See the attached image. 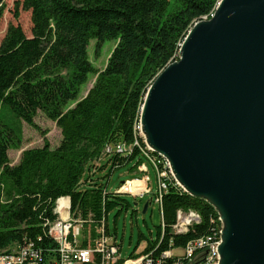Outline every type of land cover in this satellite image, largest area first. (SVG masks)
<instances>
[{
	"label": "trees",
	"instance_id": "obj_1",
	"mask_svg": "<svg viewBox=\"0 0 264 264\" xmlns=\"http://www.w3.org/2000/svg\"><path fill=\"white\" fill-rule=\"evenodd\" d=\"M219 1L17 2L15 17L20 6L31 11L32 28L28 36L20 24L10 23L0 43V253L25 240L55 247L45 223L56 218L55 202L62 196L70 197L72 211L83 219L91 215L93 231L117 205L129 206L122 193L109 192L99 181L100 171L110 166L112 172L129 162H134L132 170L137 169L148 156H158L147 148L139 130L145 94L159 73L177 60L193 25L210 17ZM4 9L1 5L0 21ZM93 39L97 48L106 40L117 41L100 70L89 55ZM92 75L96 76L92 87L81 96ZM5 107L16 120L38 130L35 118L42 112L60 128V143L52 147L43 132V145L23 150L19 162L12 164L9 151L21 148L22 134L2 118ZM120 144L125 152L117 150ZM165 181L162 223L156 239L142 252L154 258L170 249H184L199 237L219 236L223 228L210 202L190 195L169 171ZM179 210L197 212L200 222L175 233ZM202 253L196 252L195 262ZM178 258L193 264L184 255L168 260Z\"/></svg>",
	"mask_w": 264,
	"mask_h": 264
},
{
	"label": "water",
	"instance_id": "obj_2",
	"mask_svg": "<svg viewBox=\"0 0 264 264\" xmlns=\"http://www.w3.org/2000/svg\"><path fill=\"white\" fill-rule=\"evenodd\" d=\"M179 55L145 94V142L218 211V264H264V0H220Z\"/></svg>",
	"mask_w": 264,
	"mask_h": 264
},
{
	"label": "rangeland",
	"instance_id": "obj_3",
	"mask_svg": "<svg viewBox=\"0 0 264 264\" xmlns=\"http://www.w3.org/2000/svg\"><path fill=\"white\" fill-rule=\"evenodd\" d=\"M19 1L21 0H0V6L4 5L5 8L0 21V43L10 23L20 24L26 34L31 36V11L24 10L20 6L19 17H15L17 2ZM116 44V40H106L100 48H97V40H91L88 50L90 59L95 67L99 70L105 67ZM179 57L178 53L177 60ZM95 78L96 76L94 75L89 77L88 82L82 87L81 96H84L88 89L92 87ZM1 116L5 120L12 122L22 134L21 148L9 151L12 164L19 162L23 150L43 145L45 139L43 132H47L46 138L50 141L52 147H56L62 139L60 128L42 112H39L35 118L41 130L31 127L24 121L16 120L8 107L1 109ZM139 130L141 136L144 138L140 128ZM147 148L149 149L148 145ZM133 165L134 162H129L119 168H115L112 172H110V166H108L103 171H100L99 174L101 177L99 181L106 183L108 191L113 193L119 192L121 187L133 182V180L138 184L143 179L149 185V192H144L143 196H141V192L135 194L122 193L121 196L129 201V206L122 207V205H117L108 213L109 233L116 243L121 246V258L123 260H128L142 254L148 243L156 239L157 227L162 223L161 205L156 201V193L159 186L156 169L148 159H144V163L137 169L132 170ZM162 169L165 170L164 167ZM169 172L173 176L170 168ZM106 174L110 175L105 176ZM147 201L150 202L149 207L146 212H143ZM183 252V248L174 249L175 255L180 256Z\"/></svg>",
	"mask_w": 264,
	"mask_h": 264
},
{
	"label": "built area",
	"instance_id": "obj_4",
	"mask_svg": "<svg viewBox=\"0 0 264 264\" xmlns=\"http://www.w3.org/2000/svg\"><path fill=\"white\" fill-rule=\"evenodd\" d=\"M126 149L123 144L117 147L119 152H125ZM149 160L157 172L159 186L156 201L161 204L163 193L167 188L165 181L167 177H165L164 170L160 168L161 160H152L150 157ZM144 192H149L147 182L145 189L140 193L141 196L144 195ZM90 216L83 219L79 214L74 213L72 205H69L68 211L63 213L56 234H48L56 243L55 247L43 248L33 240H25L23 243L15 244L10 249L1 252L0 264H184L180 258L173 261L168 260V258L175 257L173 249L165 251L160 258L142 253L138 257L123 260L121 246L107 233V231L109 232L108 217L93 231L89 225L91 223ZM200 219V215L195 211L179 210L173 231L184 233L194 223L200 222ZM38 240L41 238L39 237ZM220 243L221 235H212L210 243L207 244H200L199 237L187 244L182 255L190 258L193 264H218ZM197 251H203V253L198 254L201 258L195 262Z\"/></svg>",
	"mask_w": 264,
	"mask_h": 264
},
{
	"label": "bare ground",
	"instance_id": "obj_5",
	"mask_svg": "<svg viewBox=\"0 0 264 264\" xmlns=\"http://www.w3.org/2000/svg\"><path fill=\"white\" fill-rule=\"evenodd\" d=\"M213 14L214 13H212L211 16ZM210 17H208V18H210ZM208 18H205V19H208ZM139 128H140V126H139ZM108 150H110V148H108ZM146 154L149 155L148 153H146ZM148 157H150V159H152V160H161V164L166 170L164 172L165 177H167L168 176V171H169V168H170V164H169L168 160L161 154H158V156H154V157L153 156L152 157L148 156ZM145 186H146L145 180L142 179V181L138 182V184L133 180V182H130L129 184L121 187L120 190H121V192H127V193L135 194V193L143 191L145 189ZM69 205H71V200H70L69 196H62V197H60V198H58L56 200L55 207H54V213L56 214V218L53 219V220H49V221H47L45 223V225L47 226L48 231H49L50 234H56V229L59 228V226H60V220H62L63 213L68 211ZM221 231L222 230H220L219 235H221ZM214 235H216V234H214ZM210 238H212V235H207V236L200 237V244L210 243Z\"/></svg>",
	"mask_w": 264,
	"mask_h": 264
}]
</instances>
